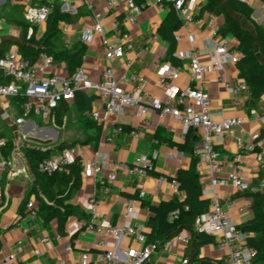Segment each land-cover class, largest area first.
I'll return each instance as SVG.
<instances>
[{
	"label": "crops",
	"instance_id": "1",
	"mask_svg": "<svg viewBox=\"0 0 264 264\" xmlns=\"http://www.w3.org/2000/svg\"><path fill=\"white\" fill-rule=\"evenodd\" d=\"M45 0H0V46L2 43H10L8 51L19 48L18 44L31 37L25 34L23 27L17 24L25 22L23 15L26 7L39 4ZM53 2L55 0H48ZM73 2V0H67ZM127 0H120L115 10L109 9V0H90V6L84 0L76 5L84 11L82 20L77 25L68 27V31L62 36L67 43L74 44L79 40L81 33L86 30H94L95 25L100 22L103 33L95 34L93 41L88 45L84 58V69L86 75L93 81H101L105 69L109 63L105 57L103 40L113 41L118 38L115 32V23L122 22V29L127 31L135 44L132 52H127L125 58L114 62L116 75L120 78L126 74L138 75L143 79L142 93L165 99V89L160 79V70L164 66H173L167 58L169 44L163 41L157 31L168 16L169 10L165 6L160 10L155 5V0H150L149 7L137 15L136 22L129 20ZM227 7L228 11L237 19L241 26L252 33L256 38L255 24L264 30V0H248L249 5L254 9L252 21L236 14L228 6L227 0H220ZM175 0H165V3H174ZM208 0H189L188 6L194 12L199 25L190 24L182 27L177 33L182 40L177 42V57L181 59L180 79L177 85L181 91H186L192 85V71L190 60L186 57L191 50L198 52L202 64L208 65L212 62V50L215 42L220 41L216 37L209 21L217 17L202 8ZM62 6L65 0H61ZM218 26L223 22L222 17H217ZM64 23L60 24L62 30ZM36 27V38L39 40L47 30V23ZM157 36V39H153ZM27 37V38H26ZM222 43L229 47L235 54L239 55V42L228 37ZM141 58L132 68L126 67L127 60ZM53 72L68 74L64 63H55ZM42 77H45L44 75ZM227 81L235 85L239 79L237 64H226ZM207 91L211 97L212 114L217 120L226 118L241 117L244 123L236 128L235 136L220 138L216 148L221 154L224 167V176L238 172L249 182L250 185L260 178L259 164L255 154L248 151L253 142V137L264 130V96L256 109L258 117H252L246 109L245 104L248 93L244 95L242 104L239 107L233 105V91L218 82L217 76L207 74L205 77ZM88 94V93H87ZM90 95V94H89ZM70 110L64 117L62 123L56 121V110L52 112L49 119H42L38 116H31L22 125H16L15 119L20 117L21 110L15 99L0 98V139L7 143L12 142L13 153L6 158L3 154L5 147H0V263L9 255L15 252L20 242L24 243V252L20 259L22 264H65L70 258H78L82 253L88 252L91 259L96 263L99 259L100 237L95 234L69 233L68 229L76 225L79 219L71 218L65 228V234L58 233V224L53 222L50 230H46L37 220L31 222L27 204L36 200L34 190L37 189L36 179L31 171L30 165L25 157L27 148H34L41 151H51L53 155L57 152V146L63 142L81 141L89 138H97L96 142L78 144L86 159H92L96 153H107L110 156V163L116 161L129 164H136L142 159L154 161V173L149 174L141 180H131L126 173L119 172L118 180L113 185L110 195L103 197L98 195L97 203L98 222L104 225L122 227L133 222L134 225L144 227L150 218L148 210L141 206L135 209V213L127 216V201L137 191L145 192L155 203L170 201L175 195L183 197L171 179L178 176L181 170H188L191 166L192 155L188 152L172 147L168 142L159 143L155 136L160 133L162 137L170 138L177 145H185L186 136L190 130H186L181 123L172 117L163 118L160 113L153 112L149 115L143 113L140 106L126 109L122 114L112 115L107 120L94 121L89 114L94 111L104 113L103 104L96 99L91 112L81 114L75 101L68 102ZM10 115V120L2 118V114ZM91 125H86V120ZM126 125L135 130V135L119 133L114 142L107 139L113 135L115 128ZM193 136L189 144L193 146L195 154L200 158L202 164L198 168L203 182L204 197L210 199L212 190L207 186V180L202 172L207 169V156L203 153L202 137L198 130L192 131ZM242 139L244 147H240L238 140ZM154 147V152H153ZM203 169V170H202ZM104 175L103 178H105ZM221 202L226 205L232 201L235 205L230 214L232 220L241 227L253 215L252 199L248 193H239L231 185L219 188ZM96 188L90 178L84 177L80 190L75 192L71 204L78 207L85 214L90 215L92 211L91 200L95 198ZM25 215L22 216V206L25 204ZM29 224H32L29 228ZM28 229V233L26 230ZM190 232V231H189ZM188 231H183L186 234ZM56 236H60L56 239ZM50 237L51 241L45 243L44 239ZM131 247H138V244L130 237H125L122 242L121 251ZM69 248L71 250H69ZM39 250L41 256L35 251ZM207 258L217 263L225 262L224 255L217 245H207L198 248L197 235L189 245H184L173 240L168 249H162L154 253L150 264H183L185 260L194 264V258Z\"/></svg>",
	"mask_w": 264,
	"mask_h": 264
},
{
	"label": "built area",
	"instance_id": "2",
	"mask_svg": "<svg viewBox=\"0 0 264 264\" xmlns=\"http://www.w3.org/2000/svg\"><path fill=\"white\" fill-rule=\"evenodd\" d=\"M80 0L69 2L65 0L62 11L75 14L77 3ZM90 6V0H84ZM120 0H109V9L115 10ZM165 0H155V5L160 10L165 8ZM248 3V0H240ZM189 0H175L174 7L182 17L184 26L190 24L199 25L194 12L188 6ZM127 7L130 13L129 20L136 22L137 15L141 14L150 5V0H145L137 4L136 0H127ZM51 7L33 6L26 7L23 20L31 25L29 28L30 36L33 34V26L46 23L51 14ZM217 37L219 30L217 17L209 21ZM71 25L64 24L62 31L66 33ZM115 32L118 38L109 41L103 40V49L109 66L105 69L101 81L91 80L85 73L84 64L78 68L73 75L53 72L55 61L53 57L42 53L34 63L26 60L20 53L19 48L12 49L4 56H0V98L16 99L24 98V102H19L21 115L15 119V124L22 126L26 119L31 116H38L42 119H49L62 101L71 102L78 91L94 95L104 106V113L94 111L89 116L96 122L101 119L107 120L112 115L122 114L126 109L140 106L144 114L149 115L153 112L160 113L161 117H172L188 131L198 130L203 143V153L207 156V169L202 172V176L208 179L207 186L212 190L210 197V210L198 217L192 228V232L178 234L172 240L166 242L162 249H168L173 240L179 241L184 245H189L195 235L204 233L212 236L216 240V245L224 255L226 264H253L256 256L255 250L247 247L246 235L240 227L232 220L230 211L234 207L232 201L226 205L221 202L219 188L231 185L239 193L251 191L264 192V137L261 133L253 137V144L248 147V151L255 154L259 164L260 175L263 178L257 187L249 184L240 173L234 172L224 176V167L221 154L216 148L218 139L234 137L236 128L244 123L241 117L226 118L217 120L212 114V103L209 92L205 84L207 74L217 76L218 82L233 91V105L239 107L243 102L244 95L248 93V85L244 81H238L235 85L230 84L226 77V64H237L239 55L235 54L229 47L222 42H215L212 50V62L204 65L199 60L198 52L191 50L186 57L190 60L192 71V85L186 90L181 91L177 81L180 79V71L174 66H164L160 70V79L165 89V99L154 97L147 93H142L143 79L138 75H124L118 77L114 68V62L125 58L127 52L135 49V44L131 35L122 29V23H115ZM103 29L98 22L94 30H86L81 33L79 41L88 47L93 41L95 34H102ZM157 39V36L153 38ZM182 37L177 34L176 41ZM71 46L72 44L67 43ZM177 56V55H176ZM178 58V57H177ZM179 59V58H178ZM181 60V59H179ZM141 58L130 59L126 62L128 69L132 68L136 62H141ZM45 77H42V76ZM252 117H258V113L252 109L249 111ZM2 118L10 120V115L2 114ZM264 120V117L262 118ZM121 128L117 127L113 135L108 137V141L113 143L117 134L121 133ZM135 135V132L132 133ZM239 146L244 147L242 139L238 140ZM7 142L0 139V147H6ZM81 158L84 166V177L93 180L96 195L91 200L92 211L91 219L78 220L76 225L68 229L69 233L95 234L100 237V255L96 263L91 259L88 252L82 253L78 258H70L65 264H150L152 256L156 253L160 243H148L145 228L131 223L122 227L104 225L98 222L97 203L98 195L106 197L113 191V185L118 180L119 172H124L131 180H141L149 175L153 168V162L149 159H142L136 164L116 161L110 163V156L107 153H96L92 159H86L79 146L65 148L50 158L44 159L39 164V171L42 174H52L61 171L64 166L75 163ZM202 162L198 163V168L202 167ZM203 170V169H202ZM105 176V178H103ZM174 186L179 189V183L173 181ZM141 197L145 192L140 193ZM140 206L138 200L130 199L127 201V216L135 213V209ZM31 222L37 219L38 203L35 200L27 204ZM179 211L172 214L171 219H177ZM32 224H29V228ZM28 233V229L26 230ZM59 239L60 236H56ZM132 238L138 247H131L126 251H121L123 239ZM51 241L50 237L44 239L45 243ZM69 250H71L69 248ZM24 252V243L20 242L15 252L1 261L0 264H22L20 259ZM37 256H41L39 250L35 251ZM183 264H189L185 260Z\"/></svg>",
	"mask_w": 264,
	"mask_h": 264
},
{
	"label": "trees",
	"instance_id": "3",
	"mask_svg": "<svg viewBox=\"0 0 264 264\" xmlns=\"http://www.w3.org/2000/svg\"><path fill=\"white\" fill-rule=\"evenodd\" d=\"M22 2L23 0H16ZM145 0H136L137 4H141ZM228 6L236 14L243 16L250 22L254 14V9L248 3L240 0H227ZM49 6L51 14L47 23V30L41 39L36 38V27L33 26V34L27 38L25 42L19 43L18 47L22 56L34 63L38 60L42 53H46L53 57L55 63H64L67 67L69 75H73L75 71L82 67L84 58L87 53V46L81 41H76L73 45L66 44L60 24L77 25L84 16V11L77 9L75 14L65 13L62 11L61 0L49 2L45 0L33 6ZM169 13L163 24L159 27L157 34L159 37L169 44L167 54L168 60L174 67H181L182 62L176 56L177 41L176 35L183 27V19L178 14L174 7V3H165ZM207 11L217 17H222L223 22L219 25L217 38L222 40L233 37L239 42L238 51L240 58L237 63L239 79L248 85V99L245 107L248 111L256 109L260 100L264 96V30L255 24L256 38L250 31L241 26L240 22L235 19L228 11L227 7L220 0H208L202 8V12ZM121 22V21H120ZM122 23V22H121ZM17 24L23 27L25 34H28L29 25L26 22ZM10 43H2L0 46V56L8 53ZM97 97L89 95L86 92L78 91L75 94V105L81 114L91 112L93 103ZM15 101L24 102V98H16ZM70 110V105L67 101H62L56 110V121L62 123L64 117ZM86 125H91V121L86 120ZM121 133L131 135L135 130L126 125H120ZM191 129L186 136L185 145H177L170 138L162 137L160 133L155 136L159 143L168 142L172 147L176 146L181 151L188 152L192 155L191 166L188 170H181L178 176L171 181L179 183V191L183 197L175 195L170 201H162L155 203L145 193L141 197L137 191L132 197L138 200L143 209L148 210L150 218L146 223L145 234L148 243L159 242L156 253L162 250L163 245L172 240L183 231L192 232L195 220L206 214L210 210V200L204 197L203 182L198 170L200 158L195 154L193 146L189 144L190 138L193 136ZM261 137H264V130L261 132ZM96 142L97 138H89L85 142L73 141L63 142L57 146V152L63 151L65 148L74 147L78 144H88ZM14 150L12 142H8L3 150V154L8 158ZM153 147V152H154ZM53 156L51 151H41L34 148L25 150V157L30 165L31 171L36 179L37 189L34 190L38 203L37 222L46 230H50L51 224L57 222L58 233L65 234V228L71 218L89 221L91 215L85 214L78 207L71 204V200L75 192L81 189L84 179V166L81 158H78L75 163L64 166L61 171H56L52 174H42L39 171V164L44 159ZM153 168L149 174L154 173ZM260 178L253 183V187H257L260 183ZM248 196L252 199V217L244 223L240 229L246 235L245 245L256 252L253 259V264H264V192L251 191ZM22 206L21 215H25V206ZM179 211L177 219H171L173 213ZM198 248L207 245H216V240L212 236L204 233L197 235ZM194 264H226L223 261L217 263L207 258H194Z\"/></svg>",
	"mask_w": 264,
	"mask_h": 264
}]
</instances>
